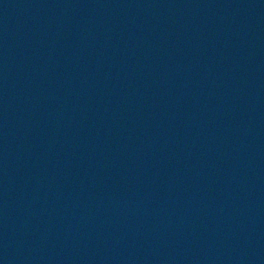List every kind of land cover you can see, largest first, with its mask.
I'll return each mask as SVG.
<instances>
[{
	"label": "water",
	"instance_id": "95a60500",
	"mask_svg": "<svg viewBox=\"0 0 264 264\" xmlns=\"http://www.w3.org/2000/svg\"><path fill=\"white\" fill-rule=\"evenodd\" d=\"M0 264H264V0H0Z\"/></svg>",
	"mask_w": 264,
	"mask_h": 264
}]
</instances>
